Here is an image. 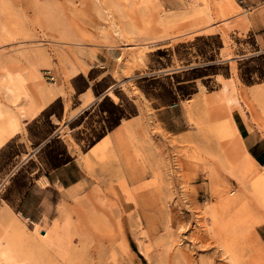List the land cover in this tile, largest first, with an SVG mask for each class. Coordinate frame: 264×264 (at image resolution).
I'll return each instance as SVG.
<instances>
[{"label":"rangeland","instance_id":"374dc122","mask_svg":"<svg viewBox=\"0 0 264 264\" xmlns=\"http://www.w3.org/2000/svg\"><path fill=\"white\" fill-rule=\"evenodd\" d=\"M102 1L97 7L91 0H0V22L12 17L21 28L19 38L0 43V63L8 69L26 67L28 50H44L50 62L36 64L41 83L50 86L58 81L62 89H67L69 65L63 56L69 51L87 72L92 69L90 75L93 78L103 77L101 87L115 84L112 91L120 98L124 114H133L136 108L139 110L138 133L129 141L131 152L125 158L147 170L141 183L149 184L147 190H152L151 194H156L159 200L152 206L144 205L141 197H135L134 189L138 185L124 180L129 191L125 192L121 186L122 170L109 165L110 159L105 157L86 169L93 180L85 189L80 187L73 191V196L60 205L55 229L49 230L45 238L37 233L40 229L20 215H9L2 208L0 236L12 232L7 225L9 216L14 217L19 228L26 231L15 239L16 246L19 249L22 246L27 252L24 253L34 254L35 258L40 256L42 261L52 264H162L163 259L174 262L178 257L176 264H187L180 256L184 251H187L184 253L188 259L192 257L189 259H192L191 264H227L217 249V242L202 236L206 222L194 216L201 214L206 204L222 197L211 193L205 169L216 167L217 163L225 164L221 147L224 141L215 131L221 120L217 113L219 106L204 101L205 97L219 91L221 82L217 76L234 85V97L239 99L245 119L243 122L236 118L240 132L243 133L247 125L251 130L244 136L250 137L249 141L262 139L264 147V98L251 94L253 89L264 88V55L247 59L251 50L241 45V39L229 37L233 30L241 33L248 27V22L246 25L241 23L246 17L239 15L231 22L235 14L242 13L234 0L236 9L233 10L226 5V0ZM2 6L6 7L7 13H1ZM99 8L103 17L97 12ZM106 15L110 16L109 20ZM161 15L171 16L165 27L155 22ZM216 32H220L221 37L210 35ZM236 56L243 57L237 64L222 62ZM195 69L200 72L193 71ZM182 86L187 88L179 90ZM184 91L190 95L182 97ZM243 93L246 94L244 99ZM109 94L113 95L111 91ZM11 145L14 146L10 142L0 154V176L10 167ZM124 145L126 147V138ZM258 164L262 171L263 166ZM96 173L100 175L97 177ZM220 178L228 191H239L236 180L225 171L221 172ZM93 188L99 189L104 201L99 207L105 220H96L98 213L91 214L95 220L88 215V200ZM168 196L169 205L164 200ZM162 204L166 208L159 212ZM257 216L264 217L258 213ZM183 225L189 226L190 230L181 233ZM57 233L62 247L59 252L46 248L41 241L53 240ZM193 233L201 235L199 239H203L199 243L203 242L205 246L189 241ZM255 235V229L247 234L245 258L253 257L249 264H264V247L257 243ZM201 248H205L204 252Z\"/></svg>","mask_w":264,"mask_h":264},{"label":"bare ground","instance_id":"6f19581e","mask_svg":"<svg viewBox=\"0 0 264 264\" xmlns=\"http://www.w3.org/2000/svg\"><path fill=\"white\" fill-rule=\"evenodd\" d=\"M91 1L93 2V4H95L98 7L97 4H99L102 0H91ZM225 3L230 9L232 10L236 9L235 8L236 4L234 3L233 0H226ZM97 12L101 13L102 11L100 9V10H97ZM107 12H108V9H107ZM1 13H4V14L7 13L5 6H2ZM101 15L102 13L100 14V16ZM109 17H107L108 20H109ZM11 18L12 17L4 18V20L0 22V43L15 40L19 38V35L21 34V28L20 26L18 27L19 23H16ZM148 19L152 22V19L150 18ZM169 19L171 20V16L161 15L155 19V22H157V24H159L161 27L162 26L165 27L167 23L169 22ZM241 23L246 25L247 23L246 18H243ZM111 24L113 25L112 22ZM111 28H114V26H112ZM114 33L119 34L117 30L116 31L114 30ZM25 38H27V36H25ZM26 60L28 62V65L26 67L18 66L15 69H8L5 65H3L4 64L3 62L0 63V96H1L0 97V149L4 145H6L12 138H14L16 135H18L19 133L23 131V126L27 120H31L35 118L36 116H38L49 105V103H51V101H53L58 95L63 94V89L58 81H55L50 86L44 85L41 83V75L37 69L36 64L43 63L45 65L47 63L49 64L50 62L44 50H41V49L28 50ZM63 60L65 61V63H68L69 65L67 77L71 78V77H75L78 74H86L87 72L86 67L76 60V56L73 52L67 51V53L63 56ZM217 77L220 79V82H221V87L219 91L213 96L205 97L204 101L208 105L212 101L216 103L217 107L219 106L218 107L219 109H217V113L220 114L219 116H221V120L215 126V131L217 133L218 138L224 141L221 144V147L224 153L223 158H224L225 164L224 166H221L217 163L216 167L207 166L205 167V169L207 171L206 174L208 175V178H209V186H210L211 193L216 197H220V196L222 197L220 200H217L216 202H211L209 204H206V206L202 210V213L201 214L198 213L199 215L196 214L194 218L196 219L202 218L204 222H206V226L204 224V227H203L204 229L202 230L204 233L200 229L199 230L203 233L202 236H204L205 238H212L213 240L217 242V245H218L217 249L218 248L220 249L218 250L221 251L220 254L227 261V264H249L250 259H252L253 257L251 258L250 256H247L245 258L246 253H245L244 246H246L245 240L247 238V234L251 230H254V227L256 225L264 222V217H261V216L258 217L259 215L257 216V213L264 215V169L262 171L259 170L260 165L258 164L256 159L250 155V153L247 151L245 144H244V134H249L251 129L246 125V129L244 130L243 133H241L237 126V121H236L237 117L243 122L245 121V119L243 116V112L240 110V107H241L240 101L238 98L234 97L233 83L228 79H224L219 76ZM260 86L261 85H257L256 87H260ZM251 94L256 98H264V88L253 89L251 90ZM111 96L113 99H116L114 95H111ZM245 97H246V94L243 93L242 98L244 99ZM88 100L89 98L84 99L83 103L86 104ZM136 120L138 121L140 119H138L137 117L135 118V121ZM137 121L135 125H137ZM131 126H132L131 122H124L123 126L114 135V141L117 146L116 152L119 154V156L123 157L121 160V163L117 162L118 164L120 163L119 165H117V167H120V169L123 172V176H124L121 179V186L125 192H129L126 189L124 180L129 182L131 185L137 184L138 186L134 189V192L136 191L135 197H138V199L139 197H141L142 199L141 202L144 205L152 206L153 204H156L155 202L159 200V197L156 194H153V192L151 194L152 190L150 192L149 190H147L148 188H150L149 184L141 183L143 182L145 175H147L145 174L147 170L144 169L142 166L131 164L125 158L128 149L124 145V140L126 136L129 134L131 130ZM112 147L113 146H111L110 141L108 140V137L107 139H104L103 141L92 145L89 148L88 152H86L87 154H84L81 160L83 163V167L85 166V169L88 170V168L92 165L94 160H102L105 157L113 158L115 156L114 155L115 149H112ZM117 159L119 160V158ZM106 168H109V167H106ZM222 171H225L229 176H231L233 179L236 180L239 186V191L235 192L232 190H229V191L227 190V187H225L224 180L220 178ZM106 174L107 173H105V175ZM98 175L100 174H97V177ZM70 195L73 196L72 193H70ZM100 197L101 195H100L99 189L93 188V190L91 191V196L88 200V206L90 207L88 211V215L90 214V218H91L92 213L93 214L98 213L99 218L97 217L96 220L105 218V215L100 214L103 212H100L99 206L100 204L104 203V201ZM164 200L166 203H168V205L171 202L169 196L166 197ZM6 208L4 211H7L9 215H12L11 214L12 212ZM165 208H166V205L162 204V206L158 208V211L162 212L165 210ZM116 210L114 209V211L117 213L118 210L117 211ZM114 211H112L113 212L112 214H115ZM113 216L115 215H112V217ZM9 217H10V222L9 223L7 222L8 223L7 226L11 228L12 232L9 234L6 233L0 236V264H52L49 262L42 261L43 259L40 256L39 258H35V256H32L34 254L32 255L26 254L27 252L25 251L24 248H23L24 250L22 249V246H20L21 247L20 249L18 248V246H16L15 239L24 235L26 231L19 228L18 226L19 223L16 221L14 217L13 218L12 216H9ZM91 219L95 220V217ZM104 220H102V222ZM196 221L198 220H195V222ZM104 223H107V222H104ZM200 224L201 223L199 221L198 225ZM104 226H105V230H107L106 225ZM107 227H108V224H107ZM189 230H190V227L187 225L185 227L184 225L180 227V231H182L181 233H186ZM37 233L40 235L42 239L45 238L47 235L45 230H39L37 231ZM115 236L113 237V239L115 238ZM199 236L197 235V233H193L189 236L190 238L189 241L195 242L196 244H198L203 239L202 238L200 240ZM255 240L257 241L258 244L264 247L259 241L257 235H255ZM41 241L43 242L46 248H52V249L57 250L58 252L62 251L59 233H57L54 236L53 240H50V241L41 240ZM110 242L111 241H109V243ZM202 243H199V245L201 244L205 246ZM209 243H208V247L210 246ZM38 244L40 247L41 243H38ZM177 245H179L178 242H177ZM41 249H43V247ZM204 249L205 248H201V251L204 252ZM183 250H186V249L184 248ZM24 251L26 253H24ZM184 252L181 255L179 253V255L181 256V259L185 261L184 263L191 264L190 261L192 259L190 261L189 259L192 257L189 256L190 258L188 259L187 257L188 255H186L187 251L185 252L186 254ZM177 253L178 252H176V254ZM170 257H167V258H170ZM179 259L180 257H178V259L175 258V261H174L175 263L171 259L166 260V261L165 259H163V261L161 262L162 264H172V263L176 264V262ZM199 262H200V259H199ZM193 264H195V262Z\"/></svg>","mask_w":264,"mask_h":264},{"label":"crops","instance_id":"0c3cea01","mask_svg":"<svg viewBox=\"0 0 264 264\" xmlns=\"http://www.w3.org/2000/svg\"><path fill=\"white\" fill-rule=\"evenodd\" d=\"M234 1L242 13L235 14L231 22L236 21L237 16L245 15L248 27L241 33L233 30L229 37L241 39V45L251 50L246 55L247 59L263 56L264 0ZM210 35L221 37L220 32ZM251 42L253 44H249ZM241 58L243 57H231L222 62L237 64ZM91 72L92 69H89L86 74L71 77L68 88H63V94L51 101L38 116L27 120L23 131L0 149L1 154L10 142L14 144L9 149L12 152L9 158L10 167L0 176V208L5 210L7 207L6 209L20 215L30 225L45 230L46 234L55 229L54 223L59 220L60 205L70 198V193L78 191L80 187L85 189L91 183V175L81 161L91 147L88 143L95 141L96 144L108 137L112 149H115V156L109 157V165L117 167L123 157L116 152L114 135L124 122H131V130L126 136L127 158L130 151L128 143L138 133L135 125V118L139 119L137 108L133 114L121 118L117 125L112 126L113 121L124 113L120 98L112 91L115 84L101 87L103 77L93 78ZM110 91L116 99L111 97ZM87 98L89 100L86 104L83 103ZM110 125L112 127L109 128ZM98 135L102 136L95 140ZM249 138L244 136L245 147L264 168L262 139L249 141ZM254 229L264 246V222Z\"/></svg>","mask_w":264,"mask_h":264},{"label":"trees","instance_id":"16d2710c","mask_svg":"<svg viewBox=\"0 0 264 264\" xmlns=\"http://www.w3.org/2000/svg\"><path fill=\"white\" fill-rule=\"evenodd\" d=\"M208 68H210V67H206V69H208ZM193 71H195V72H200L198 69H195V70H193ZM192 71V72H193ZM187 87H185V86H182V87H179L178 89L179 90H185ZM185 92V91H184ZM190 95V93H182V97H187V96H189ZM114 109H116L117 111H119V109L118 108H116V107H113ZM126 116L127 115H125L124 113H122V117H117V119L115 120V121H113V125L112 126H114V125H117L118 123H119V120L121 119V118H126ZM111 125L109 126V128L110 127H112ZM101 136L102 135H98L97 137H96V139L95 140H99V138H101ZM93 144H95V141H91L90 142V146H92Z\"/></svg>","mask_w":264,"mask_h":264}]
</instances>
